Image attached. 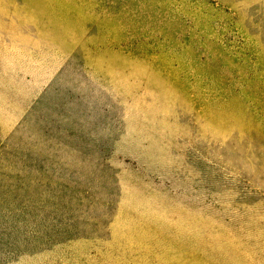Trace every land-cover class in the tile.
I'll return each instance as SVG.
<instances>
[{
    "label": "rangeland",
    "instance_id": "1",
    "mask_svg": "<svg viewBox=\"0 0 264 264\" xmlns=\"http://www.w3.org/2000/svg\"><path fill=\"white\" fill-rule=\"evenodd\" d=\"M0 264H264V0H0Z\"/></svg>",
    "mask_w": 264,
    "mask_h": 264
}]
</instances>
